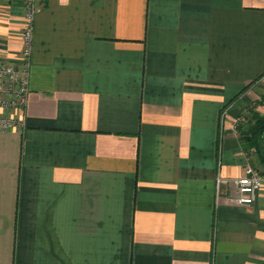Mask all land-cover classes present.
Instances as JSON below:
<instances>
[{
	"label": "crops",
	"instance_id": "crops-1",
	"mask_svg": "<svg viewBox=\"0 0 264 264\" xmlns=\"http://www.w3.org/2000/svg\"><path fill=\"white\" fill-rule=\"evenodd\" d=\"M36 1L28 93L0 107V264H261L264 190L216 180L254 166L235 120L264 95V0ZM23 2L0 0L11 63Z\"/></svg>",
	"mask_w": 264,
	"mask_h": 264
},
{
	"label": "built area",
	"instance_id": "built-area-1",
	"mask_svg": "<svg viewBox=\"0 0 264 264\" xmlns=\"http://www.w3.org/2000/svg\"><path fill=\"white\" fill-rule=\"evenodd\" d=\"M24 21L20 32L22 47L17 54L16 63L0 58V107H20L28 93V65L32 39L33 16L39 11L40 6L36 0H24ZM226 110H223V116ZM239 118L235 120L237 121ZM7 124L0 120V126ZM222 185H234L237 196L233 201L240 205H250L259 193L264 190V174L252 165H247L244 173L237 178L218 176L216 180L217 193ZM264 264V258L262 263Z\"/></svg>",
	"mask_w": 264,
	"mask_h": 264
},
{
	"label": "trees",
	"instance_id": "trees-1",
	"mask_svg": "<svg viewBox=\"0 0 264 264\" xmlns=\"http://www.w3.org/2000/svg\"><path fill=\"white\" fill-rule=\"evenodd\" d=\"M260 99L259 103L264 102V95H261ZM251 122L253 125L252 134L250 136H240L239 138L245 151L250 148L253 149L255 154L254 162L261 166L262 170L259 171L264 174V114H260L256 110L252 111Z\"/></svg>",
	"mask_w": 264,
	"mask_h": 264
},
{
	"label": "rangeland",
	"instance_id": "rangeland-1",
	"mask_svg": "<svg viewBox=\"0 0 264 264\" xmlns=\"http://www.w3.org/2000/svg\"><path fill=\"white\" fill-rule=\"evenodd\" d=\"M258 102H256L254 105H252L251 106V108L250 109H247L246 111H247V113L244 111L243 112V114H241V115H239V120L237 121V124L239 123V122H243V121H245V120H247L248 118L249 119H251V116H250V113L252 112V111H254V110H256L257 109V107L256 106H258ZM256 111H258V110H256ZM260 114H264V113H261L260 112ZM250 116V117H249ZM255 167H259V170H262V168H261V166L258 164V163H255L254 162V164H253Z\"/></svg>",
	"mask_w": 264,
	"mask_h": 264
}]
</instances>
